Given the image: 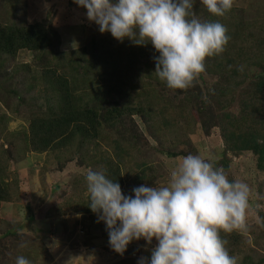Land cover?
Here are the masks:
<instances>
[{"label":"trees","instance_id":"trees-1","mask_svg":"<svg viewBox=\"0 0 264 264\" xmlns=\"http://www.w3.org/2000/svg\"><path fill=\"white\" fill-rule=\"evenodd\" d=\"M238 3L233 0L231 9L217 17L194 0L197 17L222 23L230 40L222 54L206 57L205 71L183 90L170 89L153 74L159 53L150 43L137 46L107 34L62 49L61 35L50 24H26L17 18L15 5L5 9L0 18V103L14 115L0 113V211L21 200L23 186L10 166L25 153L50 155L60 170L69 164L84 170L70 189L51 191L56 203L44 214L55 220L52 224L77 215L92 224L102 222L88 207V169L103 170L125 195L141 184L167 186L170 174H159L157 155L200 156L195 144L213 128L222 148L213 151L217 157L210 162L222 167L229 181H234L231 157L249 154L264 172V16L258 17L264 8L254 14L252 6ZM20 52L31 54V63L8 70ZM21 117H26L25 129H8ZM258 213L261 231L253 239L250 226L220 233L236 264H264V253H258L264 252V211ZM5 234L17 238L14 243L20 238ZM28 242L18 253L30 264L52 260L44 246L32 248ZM105 250L113 252L110 246Z\"/></svg>","mask_w":264,"mask_h":264},{"label":"clouds","instance_id":"clouds-1","mask_svg":"<svg viewBox=\"0 0 264 264\" xmlns=\"http://www.w3.org/2000/svg\"><path fill=\"white\" fill-rule=\"evenodd\" d=\"M86 10L101 34L122 42L151 44L155 74L170 89H186L205 71V59L222 54L230 40L220 22L202 21L194 0H73ZM206 10L222 17L233 0H200ZM243 71V65L238 67ZM88 207L108 231L111 249L123 255L133 240L157 241L149 257L138 264H236L221 232L246 230L250 189L229 181L224 169L199 155L188 154L170 172L167 186L141 184L125 195L103 170L85 175ZM259 220V217H258ZM26 245L22 244L21 247ZM15 264H30L18 256Z\"/></svg>","mask_w":264,"mask_h":264},{"label":"rangeland","instance_id":"rangeland-1","mask_svg":"<svg viewBox=\"0 0 264 264\" xmlns=\"http://www.w3.org/2000/svg\"><path fill=\"white\" fill-rule=\"evenodd\" d=\"M238 1L239 3L244 1L252 6L253 9L250 8L249 11L253 10L254 14L258 9L264 8V1L261 3V0ZM253 1H257L255 4L258 5L252 3ZM14 5L17 9V18L24 20L26 24L36 22L50 24L61 35L62 49H74L93 36L103 38L110 34L108 32L101 34L98 26L87 20L86 10L73 0H0V18L4 16L5 9H13ZM262 16L264 14L259 13L258 17ZM31 61V54L20 52L15 60L8 63V70ZM9 84L12 83L9 81L6 85ZM3 94L1 93L0 96ZM0 113H9L2 103H0ZM25 125L26 117L16 118L9 123L8 129L17 131L20 128L25 129ZM144 134L146 135L145 131ZM146 137L148 138L147 135ZM195 146L201 158L206 161L215 159L217 155H214L213 151L222 148L218 129L213 128L210 136L201 138ZM179 158L170 159L161 154L157 155L154 161L160 169L159 174L166 178L174 168L172 166L179 163ZM231 160L230 173L234 181H242L250 189L246 226H250L248 229L253 231L254 234H250L253 239V235L261 231L258 210L264 211V172L255 167L249 154L241 158L231 157ZM10 171L18 174L23 188L21 200L13 204H4L0 211V264H15L16 258L20 256L18 249L25 239L29 240L28 244L32 248L44 246L52 257L48 264H121L123 262L138 264L140 257L150 258L151 250L157 244L155 238L151 243L144 239L133 240L123 255H119L114 251L110 253L105 250L109 243L108 237H102L103 233L108 235L103 221L92 224L83 216L77 215L65 217L58 224H52L55 220L46 218L44 213L52 209L56 203V197H53L51 191L56 187L61 191L65 188L70 189L75 175L83 173V169L69 164L60 170L52 162L50 155L25 153L22 160L11 164ZM88 224L91 225L90 228ZM80 226L86 229L80 230ZM6 231L18 233L20 235L18 242L14 243L17 238L6 235ZM128 248L133 250L127 252ZM258 253L264 252L260 249ZM261 254L256 255V258Z\"/></svg>","mask_w":264,"mask_h":264},{"label":"crops","instance_id":"crops-1","mask_svg":"<svg viewBox=\"0 0 264 264\" xmlns=\"http://www.w3.org/2000/svg\"><path fill=\"white\" fill-rule=\"evenodd\" d=\"M175 167V165L172 166V168Z\"/></svg>","mask_w":264,"mask_h":264}]
</instances>
